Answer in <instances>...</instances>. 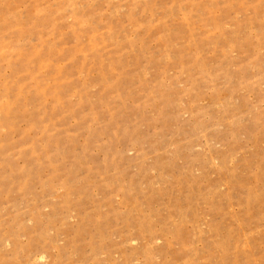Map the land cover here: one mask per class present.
I'll use <instances>...</instances> for the list:
<instances>
[{
  "label": "rangeland",
  "instance_id": "rangeland-1",
  "mask_svg": "<svg viewBox=\"0 0 264 264\" xmlns=\"http://www.w3.org/2000/svg\"><path fill=\"white\" fill-rule=\"evenodd\" d=\"M0 264H264V0H0Z\"/></svg>",
  "mask_w": 264,
  "mask_h": 264
}]
</instances>
